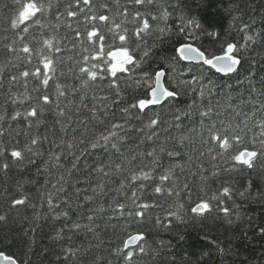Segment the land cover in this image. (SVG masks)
<instances>
[{
	"label": "trees",
	"instance_id": "obj_1",
	"mask_svg": "<svg viewBox=\"0 0 264 264\" xmlns=\"http://www.w3.org/2000/svg\"><path fill=\"white\" fill-rule=\"evenodd\" d=\"M8 0H0V45L4 40L3 31V8ZM54 5L59 4L60 10L67 0H53ZM109 3L116 7L115 0ZM125 0H120L123 6ZM177 5L167 21H151L153 29L140 42V48L136 49V57L142 56L141 49L149 51V57L145 58L140 67L129 66L128 70L119 75L120 96H115V90L109 89L107 80L104 82L103 91L93 89L99 96L107 95L116 98L120 102L111 104L104 124L96 120H90L91 113L88 108L82 110L81 119L88 120V138L98 134L105 125L113 120L119 121L125 114L120 111L122 107L134 103L139 98H144L148 93L147 80L154 83L156 71L165 72V86L169 90L179 93V100H167L163 105L157 106L155 112L159 113L161 120L168 124L173 121V114L178 111L189 112V117L182 115L184 121L181 129L168 128V132H160V139L156 145L163 146L166 151L159 153V159L164 169L173 166L176 184L182 186L185 181L189 183V189H182L181 196H157L154 192L148 191L143 194L142 199L155 202L159 206L150 208L145 218L133 225L134 230L145 233L147 240V251L140 260V264H264V157L256 161L255 167L251 170L236 165L221 163L220 172L217 177H212L213 171L208 156L200 157L199 152L203 149L197 132L200 129L201 118L198 109L211 102L213 105L220 101L221 107L217 109L218 115L214 113L217 120L240 123L244 120L245 114L255 112V117L249 119L252 132L259 133L260 129L255 121L264 117V111L260 110V92L264 89L261 80L264 79V0H173ZM171 11V9H170ZM56 7L50 14L54 23ZM185 21L191 20L200 23L206 31H217L221 33L222 40L213 41L211 37L194 27L188 30L200 32L198 40L186 39L179 34L178 26L181 24L180 17ZM211 25V26H210ZM245 25L247 27L245 28ZM131 29L133 25H128ZM166 29L163 39L156 28ZM64 28L60 33L63 34ZM9 37L11 36L8 33ZM253 36L252 41H246L247 36ZM132 47L136 48L135 37ZM223 41L235 42L238 45H245L241 48L245 66L255 73L249 79H243L237 84L235 76L230 81L231 89L214 88L212 95L208 88L204 87L205 95L200 96V84H192L202 70L199 65L185 63L176 56V48L184 43H192L195 46H203L209 51H220V44ZM3 49L0 47V53ZM67 57V53H64ZM175 57V58H174ZM4 56L0 54V61ZM65 61V76L60 82L66 86H78L79 82L67 72ZM206 69V66H205ZM213 81L222 82L220 74H212ZM227 80V78H223ZM31 87V86H30ZM195 89V90H193ZM225 93H230L231 99H225ZM92 93H89L91 98ZM63 99V98H62ZM72 99V97H69ZM167 105V107H165ZM6 107L3 96H0V111ZM135 112L136 110H131ZM114 113V115H113ZM98 117L103 112L97 113ZM56 116L53 109L46 112L42 122L37 126L33 124L31 129L26 124L18 125L13 132H28L29 135L19 137L21 143H27L30 137L38 136L41 143L37 145L39 155L32 157L35 163L25 162L23 170L12 168L8 174L0 172V193L5 188L15 191V184L20 182L24 191L28 193L26 205L18 206L11 213H7L8 222L0 223V251L13 255L19 264H117L116 258L111 254L112 250L121 243L124 237L125 219L115 215L112 211L117 201L130 205V200H125L123 193H117L115 189L119 186V179L122 177H102L93 167L99 161L104 160V153L99 150H88L81 154L85 145L76 144L72 150L81 156L77 169H71L72 156H68L66 143L73 140V129L61 130L60 124L56 123ZM133 126L139 121L132 119ZM168 124L165 127H168ZM78 134L83 128L75 129ZM252 132H249L251 137ZM180 135L191 136L192 143L185 141L183 148H180L176 156H168V151H176L179 144L176 138ZM139 133H136L129 141L126 153L136 152ZM46 137V139H44ZM147 145L141 147V153ZM55 154L62 156L61 161H56ZM191 156L194 162L202 163L208 170L205 174L209 177L206 184L199 176H192L188 169V160ZM66 157V158H64ZM147 163V160H145ZM104 163H107L104 160ZM183 165L184 167H179ZM227 167L230 171H224ZM195 170V169H193ZM160 169L157 168V173ZM63 175V185L60 191L51 188V183H56ZM157 182L158 175L156 176ZM50 181V183H46ZM104 185L106 191L101 193L97 184ZM207 189L208 196L218 194L223 186L230 188V198H224L225 203L220 207H228L230 212L227 216L219 210L217 202L213 201L211 214L204 218L194 217L190 207L203 196L201 185ZM59 187V185H58ZM191 191V200L185 194ZM51 192L54 202L61 205V209L69 211L68 217H56L48 209V193ZM240 193H244L243 196ZM91 197V199H85ZM207 198V197H205ZM183 204V208H178ZM7 198L0 195V214H5L8 209ZM59 211V210H57ZM176 213V215H172ZM87 215H93V231L86 228L74 229V223L88 224ZM177 216L180 219H177ZM159 218V223L157 219ZM231 221V223H229ZM71 249L76 254L69 259L67 250ZM223 250V251H222Z\"/></svg>",
	"mask_w": 264,
	"mask_h": 264
},
{
	"label": "snow or ice",
	"instance_id": "obj_2",
	"mask_svg": "<svg viewBox=\"0 0 264 264\" xmlns=\"http://www.w3.org/2000/svg\"><path fill=\"white\" fill-rule=\"evenodd\" d=\"M115 3L116 7L113 8L109 0H67L62 6V11L61 6L54 5L53 0H8L4 4L2 10L4 40L0 45L3 49L0 54L4 56V60L0 61V96H3L6 107L0 111V172L8 174L14 167L23 170L26 161L30 164L35 163L32 157L40 154L37 145L41 143V138L30 137L27 143H21L19 137L29 133L16 131L13 135V132L21 124H26L28 129H31L33 124L39 126L44 114L54 106L56 123L60 124L61 130L73 129V140L65 145L69 150L67 155L73 157L69 174L72 169H77L81 159L80 155L72 151L78 143L85 145L81 154L86 152L88 147L105 154L104 160L107 163L101 160L93 165L98 174L106 178L122 177L115 191L123 193L125 200H130V205L117 201L112 209L115 215L126 218V226L121 243L112 250L111 254L116 258L117 264H140L147 251V240L145 233L134 230L133 225L145 218L148 209L159 206L154 201L142 199L143 194L152 191L157 196H175L179 199L181 187L189 189L187 181L179 186L173 180V166L164 169L159 153L166 149L163 146L158 147L156 141L160 139L161 131L170 135L168 128L181 129L184 123L182 115L189 117L191 113L183 111L174 113L171 124L161 120L159 113L149 115L155 112L157 106L163 105L164 101L179 100L178 92L164 86L162 78L165 77V72L156 71L154 83L151 80L145 81L149 91L144 98L122 107L120 111L125 115L119 121L113 120L98 134L88 138L89 121L81 119L82 110L88 108L91 113L89 119L104 124L111 110L110 99L111 104L120 102L107 95L99 96L93 92V89L103 91L104 82L107 80L108 88L115 90V96L119 97L118 74L125 73L128 66L140 67L144 59L149 57V51L141 49L142 56L137 58L136 49L140 48V42L146 36L151 35L153 29L151 21H167L177 7L173 0H125L123 6L120 0H115ZM54 7L56 13L53 23L49 17ZM180 21L179 34H183L186 39L200 38V32L188 30L194 27L211 37L213 41L222 40L220 32L206 31L198 22L185 21L183 16L180 17ZM129 24L133 25L131 36ZM61 28L65 29L63 34L60 33ZM156 31L161 34L158 38L163 39L166 29L158 27ZM8 33L11 34L10 37ZM133 37L136 48L132 47ZM253 39L251 35L246 37V41ZM243 47H246V44L238 45L235 42L223 41L220 44V51L216 52L209 51L203 46L184 43L177 47L175 52L180 60L193 66L199 65L202 69L191 83L200 84V96L203 97L204 87L208 88L211 96L214 88H219L221 91L225 88L231 89L233 85L230 81L233 75L237 84L255 75L251 68L245 66L241 52ZM64 53L68 54L67 57ZM66 59L69 61L67 72L79 82L78 86L69 87L60 82V78L65 76ZM206 72H212L213 75L220 74L222 82L213 81L212 76L207 75ZM225 77L227 80H223ZM261 84L264 85V79L261 80ZM90 92L91 98H89ZM223 95L225 99H231L230 93ZM260 96L261 99L255 103H259L260 110L264 111V89L261 90ZM219 107H221L220 101L215 105L209 102L197 110L201 118L197 135L203 146L199 156L210 158L212 177L219 175L221 163L231 164L233 169L236 165L253 169L256 161L264 157V117L255 121L260 129L257 134L252 132L249 125V119L255 117V112L245 114L242 122L233 123L217 120L214 117V113L218 115ZM133 109L136 111L132 112ZM101 111L103 116L98 117L97 113ZM132 119L138 120L139 124L133 126ZM166 124H168L167 128ZM77 127L83 128L78 134V139L75 131ZM249 132H252L251 137ZM136 133H139L136 152L126 153L125 149ZM176 140L179 148L176 151H168L167 155L170 157L179 154L186 140L192 143L191 136L180 135ZM144 145L148 147L138 157L137 154L141 153V147ZM54 158L56 161H61L62 156L55 154ZM157 168L160 169L159 173ZM188 169L190 175H198L204 184L209 180L205 174L208 170L202 163L194 162L191 156L188 160ZM223 170L231 169L225 167ZM157 175L159 182L156 180ZM63 179L61 175L56 183H51V188L60 191L63 187L61 184ZM204 184L201 185V192L204 195L198 196L190 207V212L194 217L204 218L206 214H211L213 201H216L219 210L227 216L230 209L220 206L225 203L224 198H230V188L223 186L218 194L213 193L208 196ZM97 190L103 193L106 188L98 183L97 188L92 191ZM185 194L191 200V191ZM0 195L7 198L9 205L6 213L0 214V223H7V213L18 209V206L26 205L28 193L24 191L23 184L17 182L15 191L5 188ZM240 195L243 196L244 193ZM47 205L54 216H69V211L61 209V205L54 202L51 192L48 193ZM183 207V204L178 205V208ZM86 219L88 224L82 225L77 222L74 223L73 228L84 227L92 232L94 217L87 215ZM177 219L180 217L177 216ZM159 222L158 218L157 223ZM260 231L264 233V228ZM67 253L66 260L76 254L71 249H68ZM0 264H19V262L13 255L0 251Z\"/></svg>",
	"mask_w": 264,
	"mask_h": 264
},
{
	"label": "water",
	"instance_id": "obj_3",
	"mask_svg": "<svg viewBox=\"0 0 264 264\" xmlns=\"http://www.w3.org/2000/svg\"><path fill=\"white\" fill-rule=\"evenodd\" d=\"M185 62V61H184ZM162 82L164 83V77L162 78ZM164 86H165V84H164ZM166 87V86H165ZM165 102V101H164Z\"/></svg>",
	"mask_w": 264,
	"mask_h": 264
},
{
	"label": "bare ground",
	"instance_id": "obj_4",
	"mask_svg": "<svg viewBox=\"0 0 264 264\" xmlns=\"http://www.w3.org/2000/svg\"><path fill=\"white\" fill-rule=\"evenodd\" d=\"M129 67V66H128Z\"/></svg>",
	"mask_w": 264,
	"mask_h": 264
}]
</instances>
